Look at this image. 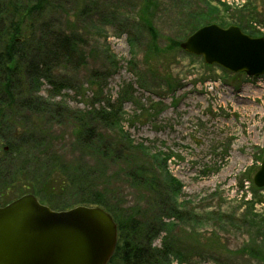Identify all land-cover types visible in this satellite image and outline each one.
Here are the masks:
<instances>
[{"label":"rangeland","instance_id":"1","mask_svg":"<svg viewBox=\"0 0 264 264\" xmlns=\"http://www.w3.org/2000/svg\"><path fill=\"white\" fill-rule=\"evenodd\" d=\"M49 3L52 28L77 32L86 59L59 70L68 87L57 99L72 113L114 106L120 120L106 134L123 156L84 154L70 119L54 122L53 151L94 170L96 188L138 219L141 242L170 246L162 264H264V187L253 182L264 159V75L231 73L175 46L208 24L264 37V0ZM49 90L43 81L37 94ZM60 199L80 205L72 191Z\"/></svg>","mask_w":264,"mask_h":264},{"label":"trees","instance_id":"2","mask_svg":"<svg viewBox=\"0 0 264 264\" xmlns=\"http://www.w3.org/2000/svg\"><path fill=\"white\" fill-rule=\"evenodd\" d=\"M49 1L0 0V141L4 143L0 150V203H7L5 197L17 191L18 195L33 194L51 209L64 210L72 207L60 197L72 191L76 196L72 205L100 206L116 223L117 244L108 264H162L170 246L152 248L146 234V243L141 242L140 233H144L138 219L117 210L107 198L108 191L96 188L94 170L71 167L53 151L54 122L62 125L70 119L75 123L73 139L84 154L92 152L99 159L123 156L113 155L118 145L106 134L118 127L114 106L72 113L62 98L57 99L68 87L59 70H76L86 59L77 32L52 28L57 25L47 19L52 11ZM149 30L154 35L152 28ZM43 81L51 88L46 97L37 94ZM128 148L136 147L129 141ZM175 184L172 179L171 190ZM171 210V215L179 214Z\"/></svg>","mask_w":264,"mask_h":264},{"label":"water","instance_id":"3","mask_svg":"<svg viewBox=\"0 0 264 264\" xmlns=\"http://www.w3.org/2000/svg\"><path fill=\"white\" fill-rule=\"evenodd\" d=\"M179 46L231 73L264 75V37L236 26H201ZM253 182L264 187V159ZM116 244V223L100 206L53 210L33 194L0 206V264H108Z\"/></svg>","mask_w":264,"mask_h":264}]
</instances>
